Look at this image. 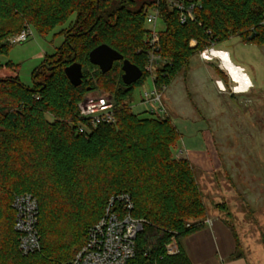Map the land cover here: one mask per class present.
Instances as JSON below:
<instances>
[{
    "label": "trees",
    "instance_id": "1",
    "mask_svg": "<svg viewBox=\"0 0 264 264\" xmlns=\"http://www.w3.org/2000/svg\"><path fill=\"white\" fill-rule=\"evenodd\" d=\"M179 1L194 5V20L181 23L169 0H0L3 55L11 48L8 38L21 30L45 35L74 14L62 43L33 69L31 86L17 76L0 77V264L67 263L108 200L121 194L132 202V216L144 220L126 264H192L180 241L204 226L207 210L189 158L173 151L180 132L167 115L123 105L149 75L145 17L156 7L164 25L153 79L163 90L192 56L230 36L264 44V0ZM100 44L138 66L141 77L123 84L121 61L102 73L88 59ZM73 61L82 67L78 86L64 73ZM96 88L113 93L116 122L80 132L78 102ZM22 193L38 205L40 248L27 254L18 249L11 205ZM172 238L178 251L169 254Z\"/></svg>",
    "mask_w": 264,
    "mask_h": 264
},
{
    "label": "rangeland",
    "instance_id": "2",
    "mask_svg": "<svg viewBox=\"0 0 264 264\" xmlns=\"http://www.w3.org/2000/svg\"><path fill=\"white\" fill-rule=\"evenodd\" d=\"M73 20L74 14L45 35L30 27L32 35L26 41L11 44L8 54H0V77L17 76L31 86L33 69L55 52ZM156 27L163 29L161 17ZM212 49L217 52L208 48L192 56L189 66L163 88L161 116H169L180 132L173 151L189 158L207 215L218 213L250 262L264 264V44L230 36ZM9 60L13 66H6ZM151 88L148 75L123 105L148 111L141 98ZM94 93L113 102V93L99 88L84 96Z\"/></svg>",
    "mask_w": 264,
    "mask_h": 264
},
{
    "label": "built area",
    "instance_id": "3",
    "mask_svg": "<svg viewBox=\"0 0 264 264\" xmlns=\"http://www.w3.org/2000/svg\"><path fill=\"white\" fill-rule=\"evenodd\" d=\"M170 3L179 11V21L185 23L194 20L193 4H184L179 0H170ZM160 14L156 7L146 14V24L149 34L145 41L148 44V64L145 69L149 72L152 88L144 91L141 100L150 107L148 111L156 115L165 113L161 102V92L154 83L155 64L159 57V33L156 25ZM264 27V20L262 21ZM30 27L8 38L11 44L26 41L31 36ZM204 49L202 54L206 53ZM200 52V53H201ZM154 104V108L151 106ZM79 131L84 132L100 124H113L116 122L113 102L104 94H87L78 102ZM14 209V230L18 233V249L27 254L40 248L37 233L38 205L36 199L29 193L14 196L12 200ZM132 202L126 194L111 197L105 207L102 218L94 224L87 233V238L74 257L63 264H126L134 256L135 238L142 229L144 220L131 214ZM169 254L178 251L174 238L166 244Z\"/></svg>",
    "mask_w": 264,
    "mask_h": 264
},
{
    "label": "crops",
    "instance_id": "4",
    "mask_svg": "<svg viewBox=\"0 0 264 264\" xmlns=\"http://www.w3.org/2000/svg\"><path fill=\"white\" fill-rule=\"evenodd\" d=\"M236 238L218 213H208L204 226L182 238L180 244L192 264H252Z\"/></svg>",
    "mask_w": 264,
    "mask_h": 264
},
{
    "label": "water",
    "instance_id": "5",
    "mask_svg": "<svg viewBox=\"0 0 264 264\" xmlns=\"http://www.w3.org/2000/svg\"><path fill=\"white\" fill-rule=\"evenodd\" d=\"M88 59L102 73L109 71L115 61H121V80L127 86L135 83L142 75V71L138 66L131 63L128 59H123L120 53L106 44H100L94 47L88 53ZM64 73L73 86L81 84L83 73L80 63L76 61L71 62L64 67Z\"/></svg>",
    "mask_w": 264,
    "mask_h": 264
}]
</instances>
